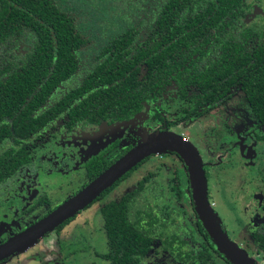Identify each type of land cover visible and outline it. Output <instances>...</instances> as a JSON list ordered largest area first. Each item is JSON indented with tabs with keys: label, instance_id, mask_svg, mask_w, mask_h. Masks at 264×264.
Instances as JSON below:
<instances>
[{
	"label": "flooded vegetation",
	"instance_id": "af4514ba",
	"mask_svg": "<svg viewBox=\"0 0 264 264\" xmlns=\"http://www.w3.org/2000/svg\"><path fill=\"white\" fill-rule=\"evenodd\" d=\"M27 1L30 3L29 8L25 7L20 0H0V81L3 82L9 72H19L24 65L29 64V59L40 48L39 44L52 46L53 29L49 20L52 6L72 19L75 31L84 41L76 49H72L75 65L73 73L54 89L48 88L45 84L43 96L36 99L28 109L29 119L26 111L21 115L23 122L28 120L25 126L27 130L20 134L19 119L15 122L4 111L0 114V158L2 157L5 162L0 165V169L10 166L8 160L14 158L25 160L16 171L10 172L5 179L0 180V246L43 219L59 204L79 191L95 177H90L89 173L94 174L99 167L105 165L101 170L103 171L149 134L155 131H169L185 139L195 150L205 178L206 200L218 219L221 231L249 264H264V119L257 117L254 113V107L249 103L242 88V75H236L230 82L226 79L227 73L220 74V71L230 63L247 66L257 61L264 62V56H262L264 54V0H175V5L171 8V11L174 10L177 14L174 21L176 25L185 26L181 31L188 33L192 31V37L187 42L185 40L184 45L178 42L176 48H172L170 57L162 59L157 71L161 77L157 79L151 90H146L142 94L140 108L136 112L121 116V111H114V115L98 117L96 121L85 118L71 119L65 110L51 120L49 119L51 113H47L46 120L43 121L42 113H46L62 95L79 86L84 78L90 76L95 66L108 55L105 48L110 45L112 38L124 33L127 29L136 33L135 38L149 35L155 27L156 14L165 9L167 0H133L132 10H126L127 21L123 30L111 38L108 37L109 39L107 38L105 42H102L104 37L91 42L86 35L89 25L83 22L84 16L76 13L74 8L70 10L68 3L65 4L61 0ZM36 9H42L46 19L42 18L41 13L36 14ZM12 13L16 15L8 21V16ZM170 28L171 26L168 28L166 23L162 24L163 39L166 29ZM42 35L43 44L40 42ZM160 37L157 40H162ZM176 39L174 37V41ZM164 42L165 39L161 45ZM86 52L90 57L85 58ZM243 53L247 54L248 60H245L247 57L240 58ZM255 54L258 58L254 60ZM171 60L172 68L167 70L166 66ZM50 69L51 66L46 65L42 71L49 72ZM258 69L250 70L248 77H255ZM78 74L79 77H77ZM145 74H147L146 66L140 64L136 79L141 80ZM77 78L79 80L72 87L65 88L66 84ZM36 79L43 78L37 76ZM197 79L199 83L187 84ZM200 79L209 81H203L209 86L206 93H203L199 85L202 83ZM258 79L251 78L246 81ZM30 89L32 94L39 89L34 80ZM234 92L247 108L250 116L248 122L242 111L229 109ZM165 99L179 103L178 115L175 114L172 119L167 118L159 108L161 103H165ZM15 102L17 107L7 109V112L19 118L22 108L18 105V100ZM145 110H148L145 121L156 126L141 139L133 141V138H137L136 134L133 136V133L139 128L138 122L143 118L142 113ZM219 113L218 117H225L222 122L212 115ZM211 116L216 123L210 122L206 130L203 125L198 126L202 124V121L198 119H207ZM37 121H41L42 125L33 130L32 126H35ZM182 125L189 127L190 139L180 131H176V128ZM34 142L33 150L35 151L30 146ZM39 145H42L41 149ZM154 156L162 158L173 156L184 171L191 211L189 228L187 229L181 222L175 223L176 214L172 216L174 210L165 211L164 205L152 204L147 200L148 197L154 201L161 198V191L156 188V184L149 182L153 175L148 173L136 182L135 188L99 206L98 215L101 218L107 248L105 253L100 254V258L107 264H119V260L114 259L110 248L101 207L108 202H116L127 193L137 190L138 196L129 206V219L140 218V224L145 225L147 216L152 215L156 221L153 223L154 232L146 249L138 253V261L129 257L124 264H233L216 249L205 232L194 210L187 168L180 156L171 151L144 157L72 217L65 219L21 249L2 257L0 264L13 259L14 256L39 243L50 234L59 232L77 214L99 202L104 193L117 183L119 185L120 181L129 178L138 167ZM32 161L34 162L31 163ZM89 163H92V167L88 168ZM241 166H243L242 170ZM78 168L82 171L85 182L71 193L67 190L62 194L64 187L67 189L63 176L69 177V174ZM235 168L241 171L238 183L232 190L225 187L223 189L225 194L223 191L222 193L227 197L232 192V197L238 198L237 206L234 207L227 199L222 206H215L211 200L213 171L223 176L222 187L226 181L231 182L235 174L238 175ZM58 186L61 188L59 189ZM173 189L179 196L178 183ZM56 191L59 193L56 194ZM57 195L60 196L54 199ZM231 215L237 217L238 224L241 222L235 237L230 229L234 226L230 220ZM195 218L199 221L206 240L202 234L198 233ZM13 221L22 222L21 226L5 233L3 228L5 226L12 228L7 224ZM173 226H177L180 233L186 235L187 241L183 240L179 234L167 231ZM235 239L237 242H234ZM154 241L158 242L157 251L152 248ZM168 244L171 249L165 248ZM182 245L186 248L183 249Z\"/></svg>",
	"mask_w": 264,
	"mask_h": 264
},
{
	"label": "trees",
	"instance_id": "16d2710c",
	"mask_svg": "<svg viewBox=\"0 0 264 264\" xmlns=\"http://www.w3.org/2000/svg\"><path fill=\"white\" fill-rule=\"evenodd\" d=\"M20 1L25 7H30V3L27 0ZM174 5L175 0H167L165 9L156 14L155 27L150 31L149 35L135 38L134 34L136 33L127 29L124 33L112 38L110 45L105 48L108 55L95 66V70L88 78H84L79 86L62 95L46 113H42L44 116L43 121L46 120L45 114L51 113L49 117L51 120L52 117L64 110L68 112L71 119L85 118L89 121H96L98 117L112 116L115 113L114 111H121V116L136 112L140 108L139 102L143 98L142 94L146 90H151L155 86L157 79L161 77L157 74V71H159V64L162 59L170 57L172 48H176L178 42L184 45L185 40L187 42L192 37V31L189 33L183 32L181 30L185 26L176 25L174 18H176L177 14L174 10L171 11ZM35 13H41L42 18L46 19L42 9H36ZM15 15L13 13L10 14L7 20H11ZM168 18L171 19L168 20ZM49 20L53 29L52 46L51 44L49 46L39 44L40 48L29 59V64L24 65L19 72H9L6 79L3 82L0 81V114L4 111L15 122L19 119L18 129L20 134L28 129H25L28 120L23 122V119L20 118L23 112L26 111L29 119L28 109L36 99L41 95L43 96L45 84L48 88L54 89L73 73L75 65L72 49H76L84 41L75 31L72 19L54 6L51 8ZM164 23H166L168 28L169 26L171 28L166 29L164 33L165 42L161 45L164 40L163 35L161 36L162 24ZM159 37L162 40H157ZM174 37L177 38L175 41ZM40 42L44 43L43 35L40 37ZM246 57L247 54L243 53L240 55V58L244 59ZM256 58H258L257 54L253 56L254 60ZM248 59L247 57L245 60ZM140 64L146 66L147 74L141 80H137L136 73ZM46 65L51 66L49 72L42 71ZM256 65L258 66L256 67ZM166 68L167 70L172 68V60ZM255 68H259L255 72L256 76L248 77V74L251 73L250 70ZM226 73V79L230 82L236 75H242V88L249 103L254 107V113L257 117L264 119V62L257 61L255 64L247 66L230 63L220 71L221 75ZM46 75L47 78H45ZM37 76H41L45 80H37ZM251 78L259 79L250 80V82L246 81ZM33 80L39 88L34 94H32L30 89ZM203 81H209L202 80V83L199 84L203 93H206L209 86ZM191 83L199 82L198 79L187 82V84ZM15 100H18V105L22 108L19 112V118L13 116V113L7 112V109L17 107ZM41 125L42 122L37 121L36 125L32 126V129H38ZM24 161V159L20 160L17 158L8 160L7 162L10 163L11 167L4 165L5 168L0 169V180L5 179L10 175V172L16 171L17 167L23 164ZM2 163L5 162L1 157L0 165ZM104 166L99 167L94 174L89 173V176H96ZM89 167H92V163L88 164ZM138 186H141V182ZM137 196L138 191L134 190L122 196L118 201L108 202L101 207L103 224L106 228L110 248L113 252V257H115L114 259L119 260V264H124L129 257L138 261V253L146 249L147 244L151 240V234L154 232L152 227L156 221L154 216H147V224L145 225L140 224V218L129 219V206ZM195 222L198 233L202 234L206 240V235L196 218ZM165 248L171 249L170 244Z\"/></svg>",
	"mask_w": 264,
	"mask_h": 264
},
{
	"label": "rangeland",
	"instance_id": "374dc122",
	"mask_svg": "<svg viewBox=\"0 0 264 264\" xmlns=\"http://www.w3.org/2000/svg\"><path fill=\"white\" fill-rule=\"evenodd\" d=\"M61 1L65 4L68 3L70 10H73L72 8H74L76 13H80L84 16L85 19L82 17L84 19L83 22L89 25L86 35L89 37L91 42H96L97 40L102 39V37H104L102 42H105L123 30L127 21L125 18L126 10H132L134 6L133 0ZM82 10L84 12H82ZM88 57L90 56L88 52H86L85 58ZM77 77H79V74ZM78 80L79 78L72 80L65 85V88L72 87ZM166 99L165 103H161V105H159V108L166 114L167 118L172 119L175 114L178 115L177 108L179 103H175L172 100L169 101ZM231 99L233 101L231 104H229V109L242 111L241 113L248 122L250 116L247 112L245 104L235 92L233 93V97ZM150 110L152 111V109ZM142 114L143 118L138 122L139 128L133 133V136L136 134L137 138H133V141L141 139L148 132H151L156 126V124L152 125L145 121L147 119L148 110H145ZM212 115L218 118L221 122L225 118L223 116L218 117L217 115H220V113ZM213 116L207 119H198V121H202V124H198V126L203 125V127H205L204 130H206L209 124H211L210 122L216 123L212 119ZM235 121L238 122L239 119H235ZM176 131H180L185 137H191L188 126L182 125L180 128H176ZM36 144H38L37 141ZM30 146L33 150L35 147V142ZM39 146V149H41L42 145ZM33 162L34 161L31 163ZM240 169L242 170L243 166H241ZM235 171L238 173V175L235 174L231 182L226 181L222 187L221 178L223 179V176L219 172L215 170L213 171V174L215 175L212 174L211 177V200L214 202L215 206H222L226 199L234 207L237 206L238 198H233L232 192L227 197H225L222 193L225 187L232 190L233 187H235V185L238 183V177L241 171H238L237 168H235ZM148 173L153 175L149 179V182L156 184V188L161 191V198L158 201H154L148 197L147 200L152 204L158 203L159 205H164L165 211L167 209L174 210V212H172V216L176 214L175 223L179 224L181 222V224L188 229L191 211L186 193V178L184 171L181 169L179 163L173 156H166L164 158L161 156H154L138 167V169L129 178L124 179L122 182L120 181L119 185L117 183L112 189L104 193L103 198L100 199L99 202L94 203L85 211L77 214L74 219L65 225L59 232L50 234L47 238L42 239L39 243L35 244L34 246L32 245V247L24 250L22 253L17 254L13 257V259L3 264H107L106 261H103L100 258V254L105 253L107 248L105 235L101 226V218L98 215V208L101 203L107 200L117 199L118 196L135 188L136 182L142 176ZM63 179L64 184L66 183L67 189L64 187L62 194L66 193L67 190L68 193H71L83 182H85L83 173L79 168L78 170L70 173L69 177L63 176ZM176 183L179 184L180 188L179 196L174 193L173 189L176 186ZM58 188L60 189L61 186H58ZM235 192L236 191H234V193ZM55 193L58 194L59 191H56ZM59 196L60 195H57L54 197V199L58 198ZM230 220L234 225L230 227V229L231 232L234 233L233 236L235 237V233H238V228L240 227L241 222L239 224L237 223V217L235 215H231ZM21 223L22 222L19 221H13L11 224H7L12 228L5 226L3 230L5 233L11 232V230H15L16 228L20 227ZM167 231L173 232L174 234H179L183 240L187 241L186 235L180 233V229L177 226H173L172 229L168 228ZM234 242H237V239H235ZM153 243L154 244L152 248L157 251L158 242L154 241ZM182 248L184 249L186 246L182 245Z\"/></svg>",
	"mask_w": 264,
	"mask_h": 264
},
{
	"label": "water",
	"instance_id": "95a60500",
	"mask_svg": "<svg viewBox=\"0 0 264 264\" xmlns=\"http://www.w3.org/2000/svg\"><path fill=\"white\" fill-rule=\"evenodd\" d=\"M166 151L175 152L183 160L187 168L194 210L216 249L233 264H249L221 231L218 219L208 205L205 178L195 150L185 139L169 131H155L146 136L43 219L1 245L0 259L10 252L21 249L65 219L72 217L144 157Z\"/></svg>",
	"mask_w": 264,
	"mask_h": 264
}]
</instances>
